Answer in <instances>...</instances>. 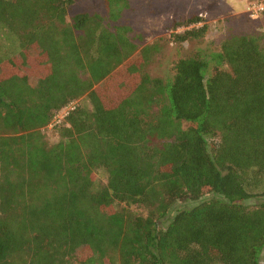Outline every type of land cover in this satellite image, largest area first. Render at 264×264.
Wrapping results in <instances>:
<instances>
[{
	"label": "trees",
	"instance_id": "1",
	"mask_svg": "<svg viewBox=\"0 0 264 264\" xmlns=\"http://www.w3.org/2000/svg\"><path fill=\"white\" fill-rule=\"evenodd\" d=\"M72 2L0 0L15 47L0 57V264H264L263 34H228L165 80L119 22L128 0L67 21ZM200 23L181 16L171 39Z\"/></svg>",
	"mask_w": 264,
	"mask_h": 264
},
{
	"label": "rangeland",
	"instance_id": "2",
	"mask_svg": "<svg viewBox=\"0 0 264 264\" xmlns=\"http://www.w3.org/2000/svg\"><path fill=\"white\" fill-rule=\"evenodd\" d=\"M264 3V0H128V7L122 10L119 22L131 26L133 35L141 37V44H154L156 51L144 70L152 77L170 79L175 60L192 55L196 51H217L223 37L228 34L262 33L264 36V10L258 16H251L250 4ZM174 4V5H173ZM174 6V7H173ZM80 12L105 14L102 0H73L68 7L66 20ZM200 16L207 24L206 34L197 39L177 42L171 39V23L181 16ZM200 23L199 25H201ZM0 27V57L9 56L14 50L12 40ZM264 39V38H263ZM48 143L58 137L52 129L46 130ZM96 178L104 181L103 170L96 171ZM258 199L248 200L256 203ZM194 202L176 203L177 207L192 206Z\"/></svg>",
	"mask_w": 264,
	"mask_h": 264
},
{
	"label": "built area",
	"instance_id": "3",
	"mask_svg": "<svg viewBox=\"0 0 264 264\" xmlns=\"http://www.w3.org/2000/svg\"><path fill=\"white\" fill-rule=\"evenodd\" d=\"M248 10L252 11L250 12L251 16L256 17L260 12L264 10V3H255L250 4L248 7ZM77 105L76 101L70 102L68 105H66L63 109L58 111L52 118V121L48 125V127L55 126L57 124H60L64 118L68 115V113L73 110Z\"/></svg>",
	"mask_w": 264,
	"mask_h": 264
},
{
	"label": "crops",
	"instance_id": "4",
	"mask_svg": "<svg viewBox=\"0 0 264 264\" xmlns=\"http://www.w3.org/2000/svg\"><path fill=\"white\" fill-rule=\"evenodd\" d=\"M174 5V4H173ZM174 7V6H173ZM184 16H186V15H184ZM183 15H182V17H184Z\"/></svg>",
	"mask_w": 264,
	"mask_h": 264
}]
</instances>
